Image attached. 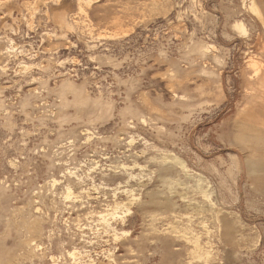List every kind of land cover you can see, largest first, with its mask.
Instances as JSON below:
<instances>
[{"label":"rangeland","instance_id":"1","mask_svg":"<svg viewBox=\"0 0 264 264\" xmlns=\"http://www.w3.org/2000/svg\"><path fill=\"white\" fill-rule=\"evenodd\" d=\"M0 264H264V0H0Z\"/></svg>","mask_w":264,"mask_h":264},{"label":"bare ground","instance_id":"2","mask_svg":"<svg viewBox=\"0 0 264 264\" xmlns=\"http://www.w3.org/2000/svg\"><path fill=\"white\" fill-rule=\"evenodd\" d=\"M253 8H254V5H253ZM133 142V141H132ZM210 198V197H209ZM117 210V209H116ZM108 217V216H107ZM113 219V218H112Z\"/></svg>","mask_w":264,"mask_h":264}]
</instances>
